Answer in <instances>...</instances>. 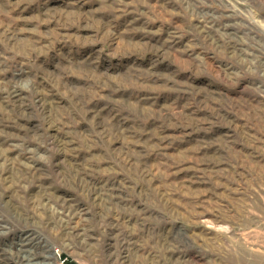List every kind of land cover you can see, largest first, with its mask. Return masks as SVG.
I'll return each instance as SVG.
<instances>
[{
	"label": "rangeland",
	"instance_id": "1",
	"mask_svg": "<svg viewBox=\"0 0 264 264\" xmlns=\"http://www.w3.org/2000/svg\"><path fill=\"white\" fill-rule=\"evenodd\" d=\"M0 264H264V0H0Z\"/></svg>",
	"mask_w": 264,
	"mask_h": 264
}]
</instances>
